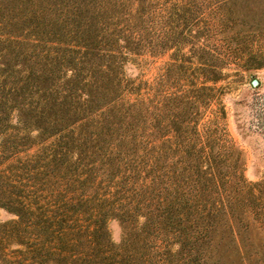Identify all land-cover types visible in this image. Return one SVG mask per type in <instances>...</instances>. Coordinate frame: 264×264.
Masks as SVG:
<instances>
[{
  "label": "trees",
  "instance_id": "trees-1",
  "mask_svg": "<svg viewBox=\"0 0 264 264\" xmlns=\"http://www.w3.org/2000/svg\"><path fill=\"white\" fill-rule=\"evenodd\" d=\"M187 1L0 0V181L14 160L23 184L0 200V264H264V181L243 177L216 86L264 60L229 57L234 1L208 21ZM169 48L151 81L123 75Z\"/></svg>",
  "mask_w": 264,
  "mask_h": 264
},
{
  "label": "rangeland",
  "instance_id": "rangeland-1",
  "mask_svg": "<svg viewBox=\"0 0 264 264\" xmlns=\"http://www.w3.org/2000/svg\"><path fill=\"white\" fill-rule=\"evenodd\" d=\"M181 1V0H170ZM196 8V12L204 16L205 21L212 18L209 14L210 8H214L216 4H221L222 0H192ZM232 4L228 3L227 7H230L232 16L244 20L240 23L238 28L240 32H243L239 37L233 38L231 42L236 43V49L230 51L229 57L236 60H264V16H262L258 9L250 6L256 0H232ZM172 2L170 8L173 9ZM184 2V0H182ZM189 1L186 0V3ZM194 8V9H195ZM215 18V16H213ZM213 18V19H214ZM252 20L258 23L254 25L258 30L253 33H246V23H252ZM168 29V27H167ZM167 29L166 32H167ZM235 29V28H234ZM233 30V28H232ZM253 31V30H252ZM164 34V33H163ZM153 40L159 41L161 38L160 27L157 26L154 32ZM213 37H209L212 39ZM172 40H177V37L173 36ZM197 43L201 42L198 38ZM182 51L185 52L188 43L181 40ZM175 54L173 48H169L164 52H155L152 54L142 53L138 56H132L123 65V75L129 79H140L151 81L155 78L169 62V57ZM224 73L221 80L216 83V86L221 88L219 94V101L221 102L225 119L223 121L226 132L233 145L240 151L243 166L242 173L245 180L249 183H260L264 181V64L258 68H251L249 70H243L235 65H226L223 68ZM255 80L256 84H252ZM11 118V122H13ZM29 153L32 150L28 151ZM22 155V154H18ZM23 158V156H22ZM3 165L10 168V177L6 184L3 185L0 181V186L4 188L5 194L0 189V200L3 196L8 198H15V194L23 196L22 183L16 182V168L18 163L14 160H8ZM3 167V166H2ZM1 167V168H2ZM6 174V173H5ZM17 186V187H13ZM7 190V191H6ZM10 196V197H9ZM16 220V216L10 211L0 206V226L12 225ZM13 228V226H12ZM106 228L110 239L117 243L121 236V225L116 219H109L106 222ZM15 229V228H13ZM14 237H9L6 249L15 250L23 249L14 243Z\"/></svg>",
  "mask_w": 264,
  "mask_h": 264
},
{
  "label": "water",
  "instance_id": "water-1",
  "mask_svg": "<svg viewBox=\"0 0 264 264\" xmlns=\"http://www.w3.org/2000/svg\"><path fill=\"white\" fill-rule=\"evenodd\" d=\"M252 84H256V81H255V80H253V81H252Z\"/></svg>",
  "mask_w": 264,
  "mask_h": 264
}]
</instances>
